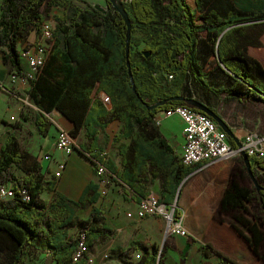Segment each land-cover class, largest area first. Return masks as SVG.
<instances>
[{
	"label": "trees",
	"instance_id": "16d2710c",
	"mask_svg": "<svg viewBox=\"0 0 264 264\" xmlns=\"http://www.w3.org/2000/svg\"><path fill=\"white\" fill-rule=\"evenodd\" d=\"M106 1L109 8L102 12L73 0H2L0 54L11 73L23 76L26 70L20 49L29 44L33 32L38 42L44 22L53 19L55 29L46 62L30 80V96L41 109L36 117L39 132L48 134L51 122L43 111L53 109L75 123L76 129L71 131L74 137L83 128L92 142L100 129L119 120L123 126L118 140H131L120 150L121 167L102 150L93 152L80 146L78 151L91 153L85 156L95 171L98 164L103 165L113 181L123 186L125 197L128 191L133 192L135 200L146 197L150 192L145 182L152 172L164 179L161 200L174 203L180 183L204 162L185 165L160 132L157 115L175 106L200 110L177 99L149 106L174 96L193 98L196 90L206 97L200 101L217 113L218 104L212 98H237L264 105V66L246 51L248 45L260 44L248 28L261 27L260 34L264 33V0H194V5L187 0L123 3L132 19V34L138 29L147 34L145 39L130 41L132 76L142 99L132 90L125 58L127 22ZM54 7L62 8L63 13L52 14ZM145 52L151 55L147 57ZM100 92L109 96L111 108ZM10 125L14 129L23 127L18 121ZM248 156L254 176V164L264 174V159ZM13 166L22 169L23 177L14 173ZM247 169H233L218 211L221 217L230 218L237 233L264 261V185L253 186ZM3 185L10 186L14 196L0 197V264H27L40 253L48 254L54 264H88L92 245L116 236L100 209L94 208L87 219L77 216L78 209L99 200V184L90 183L78 201L68 199L56 191V176L46 177L38 158L22 147L16 132L8 134L0 149ZM44 192H54V199H44ZM71 229H77V233L71 234ZM82 235L90 250L75 260ZM137 247L142 250L137 261L126 260L131 259L129 252L118 249L111 250V257L123 255L126 259L121 261L126 264H164L157 247L140 242ZM223 259L238 264L226 256Z\"/></svg>",
	"mask_w": 264,
	"mask_h": 264
},
{
	"label": "crops",
	"instance_id": "0c3cea01",
	"mask_svg": "<svg viewBox=\"0 0 264 264\" xmlns=\"http://www.w3.org/2000/svg\"><path fill=\"white\" fill-rule=\"evenodd\" d=\"M1 2L2 0H0V13ZM36 38L37 35L33 32L27 43H34ZM257 57L259 59H256L264 66V56L257 55ZM23 66L27 71L28 64L25 61H23ZM12 74L0 54V82H2V84L0 83V119H4L9 123L0 130L2 131L0 149L10 132L22 130L25 128V124L28 123L27 114L21 113L18 119L14 121L22 122L23 127L14 129L10 125L14 122H11L7 117L8 112L11 110L16 112L20 107V102H23L21 105L37 109L38 112L41 111L30 96L31 84L24 83L21 80L13 82L11 80ZM3 92L15 97H9ZM99 95L103 98V95L106 94L100 92ZM221 99H223L221 102L224 107L230 103L233 104L229 108V118L225 117V108L222 109L221 102L217 106L221 108L219 113L223 114V119L234 133L235 137L229 138L232 145L239 147L249 132L264 136V105L261 107L262 116L254 118L245 110L251 109V107L246 108L248 106L247 102L239 101L237 98L226 99L222 97ZM107 105L108 108H111L110 103H107ZM242 106L243 109H241ZM43 112L51 122V126L48 134L42 135L37 128L35 119V126L41 136V148H47L38 157V161L42 165V172L46 177L51 172L54 177L59 169V163L63 162L65 168L60 176H56V191L74 201H78L82 197L85 188L90 183H98L101 194L99 200L86 208L78 209L77 216L87 219L94 208H98L102 211L106 224L116 231L114 238L96 242L92 245V255L94 256L92 264H126L121 261L125 258L123 255L119 254L118 257H111V250L117 249L126 252L130 250L131 259H125L133 262L137 261L139 259L136 257L137 253H141L142 256L141 248L137 247L139 242L146 247H157L163 255L164 264H230L223 259V256L233 259L238 264H264V261L252 251L251 244L237 233L236 228L231 224L230 218L227 216L221 217L218 211L221 199H223L224 192L230 183L233 169L236 166L248 168L242 156L223 162L217 160L212 162L209 168H204L201 172L203 173L202 177L208 180L207 187H197L194 190L189 186L186 190L184 188L182 190L184 183L182 184L180 196L177 198L176 194L175 200L180 203L182 226L187 229L189 234L188 236L171 234L166 237L164 236L166 222L163 219L158 218V216H150L144 219L136 216L139 200L138 198L134 199L133 192L128 191L125 197L123 186L115 183L113 178L110 179L108 184L103 185L93 164L80 151L76 150L67 155L55 148L58 129L64 128L73 131L76 129V125L58 109ZM158 120H156L157 124ZM182 121L179 116L173 115L163 117L158 124L163 137L175 149V154L180 157L185 142L184 123ZM10 126L13 131H8ZM122 126L123 124L119 120L110 121L105 128L99 130L97 139L94 142L87 138L85 129L80 128L77 131L76 138L80 140L82 147L87 150L91 149L93 152H96V149L102 150L110 159L115 161L118 167H121L123 157L120 150L123 146L131 143L129 138L118 140ZM56 153H60L62 157L57 159ZM45 154H49L50 158H43ZM56 166L57 170H55ZM254 166L255 170L263 173V170L257 164H254ZM47 167H51V169ZM49 170L52 171L49 172ZM163 180L160 175H153L152 172H149L147 182H145L146 190L154 192L161 199ZM42 197L53 200L55 193L44 192ZM73 230L75 229L70 230L71 234ZM109 252L110 257L105 258L104 255ZM43 255L49 257L46 253ZM52 264H54L53 261Z\"/></svg>",
	"mask_w": 264,
	"mask_h": 264
},
{
	"label": "built area",
	"instance_id": "2783aa9c",
	"mask_svg": "<svg viewBox=\"0 0 264 264\" xmlns=\"http://www.w3.org/2000/svg\"><path fill=\"white\" fill-rule=\"evenodd\" d=\"M54 29L55 21L52 19L46 20L42 26L41 39L20 49L21 58L28 64V70L25 71L23 76L13 73L11 75L13 82L21 80L24 83H30L31 79L37 77L38 72L46 62ZM168 77L171 79L172 75ZM103 100L106 103H110V98L107 95H103ZM173 115L179 116L184 123L185 142L183 150L186 152V159H183V163L186 165V161L193 162L195 157H204V164H201V167L193 174L201 172L204 168H209L210 164H212L211 161H206V154H218V162L239 158L244 152L256 159L264 157V136L262 135L249 132L241 146H234L229 140L230 136L228 133L213 118L204 112L195 111L186 106H175L162 113L160 112L157 115L158 124L163 117H171ZM55 148L67 155L81 149L77 138L73 136L71 131L64 128L58 129ZM90 154L85 153L87 156H90ZM43 158L49 159L50 155L45 154ZM64 168L65 164L63 162L59 163V169L55 175L57 177L60 176ZM96 172L103 185L108 184L112 178L110 172L103 165L98 164ZM24 193L26 194L25 191ZM13 196L14 191L10 186H0V197L10 198ZM177 209L176 203L163 202L159 195L150 192L146 197L139 199L136 216L143 219L150 216H158V218L163 219L166 222V237L171 234L188 236L187 229L182 226L181 215L179 217L175 216ZM89 250L85 236L82 235L75 253V260L83 258L89 253ZM108 256L109 253L104 255L105 258H108ZM136 257L140 259L141 253H137ZM87 261L88 264H92L94 256L92 254L88 255Z\"/></svg>",
	"mask_w": 264,
	"mask_h": 264
},
{
	"label": "rangeland",
	"instance_id": "374dc122",
	"mask_svg": "<svg viewBox=\"0 0 264 264\" xmlns=\"http://www.w3.org/2000/svg\"><path fill=\"white\" fill-rule=\"evenodd\" d=\"M130 0H121V3H128ZM190 4H195L194 0H187ZM256 1V0H255ZM73 2H75L76 4L84 7V8H96L98 10H102L104 12H106L109 8V4L106 0H73ZM56 12V13H55ZM63 13V9L62 8H53L52 9V14H62ZM53 20V19H52ZM260 29L261 27H254V28H248V32L252 33L253 38H256V40L260 42V44H251L248 45L246 48V51L248 53V55L252 56V57H257V55L260 56H264V33L260 34ZM147 37V34L144 30H140L138 29L134 34H132V39L134 41H137L139 39H145ZM146 40L143 41L139 48H142L145 44H146ZM259 59V58H258ZM212 60V59H211ZM214 61H212L213 63ZM9 72H11L9 70ZM2 84V82H0ZM193 89L196 90V88L193 86ZM6 95H9V97H15V96H11L10 94H8L7 92H3ZM195 99L198 100H206V97L203 95V93L201 91H195V95L194 97ZM221 100L223 99H219L218 101L216 99L212 98V102L216 104H219L221 102ZM20 102V101H19ZM23 104V102H20V107L16 110V112L14 110H11L10 112H8L7 117L11 122H15L14 120L18 119V116L21 113H24L25 115L27 114V118H28V123L25 124V128H23L22 130H17L16 134L20 140V143L22 145V147L29 151L30 153H32L36 158H38L40 156V154L45 151L47 148H41V136L35 126V119L37 117V113L38 110L37 109H32L27 105H21ZM233 104H228L226 107H224V105L221 102V106L222 109L225 108L224 110V115L225 117L229 118V112H230V107ZM220 106V107H221ZM251 109H245L246 112H249V114L251 116H253L254 118L256 117H260L262 116V105H258L257 103L254 102H248V106L246 108H250ZM218 108V111H220ZM241 109H243V106L241 107ZM264 112V111H263ZM221 113V112H220ZM228 113V114H227ZM16 114V117H15ZM223 115V114H222ZM5 126H7V124L3 123L0 121V130L3 129ZM8 131H13V128L10 126V129ZM2 131H0V137L2 136ZM6 136V133L4 134ZM78 144L81 146L80 140H78ZM56 157L57 159H60L62 157V155L60 153H56ZM242 162V161H241ZM49 169H51V167H47ZM55 170H57V166L55 168ZM13 171L14 173L18 176V177H23L24 172L22 171V169L19 166H13ZM52 170H49V172ZM248 171V170H247ZM249 173V172H248ZM48 178H53V175L51 174V172L49 174H47ZM203 173L199 172L197 174H192L191 176L189 175L188 178L186 179L182 190L184 188V190H186L187 187H191L192 189L195 190V188L197 187H207L208 186V180H206L207 178H203ZM250 179L252 180V184L253 186L256 187V184L253 181V178H251V175L249 174ZM256 180L258 182V184H262L264 185V174L260 173L259 171L256 170ZM112 181V180H111ZM121 190V187L119 188ZM177 205V210H176V214L175 216H177V214L180 213V215L182 214V209L180 206L179 201L176 202ZM166 229V228H165ZM165 229H164V236H165ZM77 233V229L72 231V234H76ZM128 252L130 253V250H128ZM44 253H40L38 254V257L35 259H31L27 262V264H52V260L47 256L43 255Z\"/></svg>",
	"mask_w": 264,
	"mask_h": 264
},
{
	"label": "water",
	"instance_id": "95a60500",
	"mask_svg": "<svg viewBox=\"0 0 264 264\" xmlns=\"http://www.w3.org/2000/svg\"><path fill=\"white\" fill-rule=\"evenodd\" d=\"M115 8L117 11H119L122 16L124 17L125 21L127 22V41H126V61H127V65H128V68H129V77H130V81H131V84H132V90L135 94H137V96L139 97V99H142L140 96H139V93L138 91L136 90V84H135V81H134V78L132 76V69H131V64H130V60H129V57H130V41H132V19L130 17V14L129 12L127 11V9L125 8L124 4L121 3V0H108ZM102 11V10H100ZM104 12V11H102ZM147 57H149L151 55V52H145ZM217 53H218V48H217ZM219 55V53H218ZM174 99H177V100H185L187 102H189L190 104H192V106L198 110H200L201 112H204L206 113L208 116H210L211 118H213L222 128L223 130H225L228 135L230 136L229 138H233L235 137L234 136V133L232 131V129L228 126V124L226 123V121L223 119V117L217 113L216 111H214L213 109L209 108L207 104L203 103L202 101L198 100V99H195V98H192V97H184V96H180V97H177V96H174V97H170V98H166L160 102H158L157 104H155L154 106H149V108H152V107H156L158 105H163L165 104L166 102L170 101V100H174ZM241 146V145H239ZM242 157L244 158L247 166H248V172L249 174L251 175V177L253 178V181L254 183L256 184V187L260 188L257 180H256V177L254 176L253 174V171H252V167H251V162H250V158L249 156L247 155L246 152L242 153ZM188 178V176L185 178V180L180 184L179 186V189H178V192H177V198H179L180 196V193H181V187H182V184L185 183L186 179ZM177 200H175L174 203H176Z\"/></svg>",
	"mask_w": 264,
	"mask_h": 264
},
{
	"label": "bare ground",
	"instance_id": "6f19581e",
	"mask_svg": "<svg viewBox=\"0 0 264 264\" xmlns=\"http://www.w3.org/2000/svg\"><path fill=\"white\" fill-rule=\"evenodd\" d=\"M182 159H186V152L183 150ZM218 160V154H206V161L215 162ZM204 162V157H195L193 162L186 161V165L196 166Z\"/></svg>",
	"mask_w": 264,
	"mask_h": 264
}]
</instances>
